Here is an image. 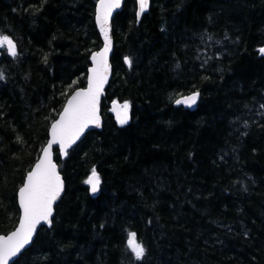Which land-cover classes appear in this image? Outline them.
<instances>
[{
  "label": "trees",
  "instance_id": "16d2710c",
  "mask_svg": "<svg viewBox=\"0 0 264 264\" xmlns=\"http://www.w3.org/2000/svg\"><path fill=\"white\" fill-rule=\"evenodd\" d=\"M98 1L0 0L18 53L0 49V235L18 225L51 124L87 85ZM137 7L113 19L103 128L66 159L55 148L65 194L14 264H264V0H151L141 21ZM193 92L195 109L174 105ZM113 101L130 104L129 123Z\"/></svg>",
  "mask_w": 264,
  "mask_h": 264
},
{
  "label": "snow or ice",
  "instance_id": "6c2138e0",
  "mask_svg": "<svg viewBox=\"0 0 264 264\" xmlns=\"http://www.w3.org/2000/svg\"><path fill=\"white\" fill-rule=\"evenodd\" d=\"M149 4L150 0H139L137 15H142L148 9ZM120 6L121 0H99L97 20L104 36L103 50L92 56L94 67L91 69L88 87L76 91L68 99L59 118L51 124V138L42 150L41 157L33 169L27 173L23 185L19 188L18 197L22 216L19 226L11 234L0 235V264H9L13 257H16L26 245L30 244L37 225L41 222L48 225L52 223L53 205L63 191V180L52 159L53 145H59L61 153L67 155V149L80 138L89 125L99 126L100 124L99 97L110 71L107 60L111 50L109 19L112 11ZM0 49H6L12 57H16L18 54L16 43L8 35H0ZM260 53L264 55V48L260 49ZM125 60L131 67V58H125ZM2 77L3 74L0 73V78ZM198 98L199 92H194L187 96H180L175 99L174 103L192 107L197 103ZM130 107L127 102L122 105L118 103L114 105L113 110L116 111L117 119L121 125L128 123ZM100 182V176L93 168L85 183L90 185L92 193H96L99 190ZM127 246L137 260L143 258L146 250L143 243L138 241L135 232L128 234Z\"/></svg>",
  "mask_w": 264,
  "mask_h": 264
},
{
  "label": "water",
  "instance_id": "95a60500",
  "mask_svg": "<svg viewBox=\"0 0 264 264\" xmlns=\"http://www.w3.org/2000/svg\"><path fill=\"white\" fill-rule=\"evenodd\" d=\"M125 1H126V0H121V6H120L119 8L114 9V10L112 11L111 17H110V19H109V26H110L109 36H110V39H111V50H110V52L108 53L107 60H108V64H109V66H110V71H109L108 76H107V81H106V83L104 84L103 92H102V94H101L100 97H99V118H100V124H99V126H96V125H94V124H93V125H89V127L86 128V129L84 130V132H83V134L80 136V138H79L78 140H76V142H75L70 148L67 149V155H63V154L61 153L60 148H59V145H53V149H52V159H53V161L56 163V165H57V171L59 172V175H60V177H61L62 180H63V191H62V193L60 194V196H59V198L57 199V201H56V202L54 203V205H53V215H52V217H51L52 220H53V217H54V215H55L56 205L61 201V199L63 198V196H64V194H65V190H66V183H65L64 176H63V174L61 173L60 166H59V164L57 163L56 158H55V148H58V150H59V154H60L61 158H62V159H66V158L68 157V153H69L73 148H75V147H76V146H77V145H78V144H79V143L85 138V136L87 135L88 132H90V131H92V130H102V128H103L102 105H103V100H104V98H105V96H106L107 89H108V87H109V85H110V82H111V80H112V77H113L112 56H113V52H114V49H115V41H114V36H113V19H114V17H115V14H116L117 12H120V11L123 9V6H124ZM137 6H138V7H137V13H138V11H139V0H137ZM150 8H151V0H150V4H149L148 9H147L142 15H140V16L137 15V19H138V21H141V19L143 18V15H144L146 12H148V11L150 10ZM98 14H99V1H98V3H97V6H96V12H95V23H96L97 29H98V31H99V33H100V36H101V39H102L103 45H102L101 49L98 50V51H96V52H94V53L92 54V56H93L94 54H96L97 52L102 51V50H103V47H104V43H105L103 33H102L101 30H100V26H99V23H98V20H97V16H98ZM92 56H91V66L89 67V70H88L87 85H86V87L76 89V90L70 95V97H69L68 99H70V98L75 94L76 91L83 90V89H86V88L88 87V82H89V79H90V77H91V69L94 67V61L92 60ZM193 93H194V92H193ZM190 94H192V93H190ZM190 94H187V95H190ZM187 95H184V96H187ZM68 99H67V101H68ZM67 101H66L64 107L67 105ZM198 102H199V98H198V100H197V103H196L194 106H192V107H187V106H184V105H176V104H174V105H175L176 107L183 106V107H185V108H187V109L193 110V109H195V108L197 107ZM116 103L121 104V103L118 102V101H114V102H112V104H111V108H112V113H113V115H114V118H115L116 122H117L118 124H120V123H119V120L117 119V113H116V111L113 110L114 105H115ZM121 105H122V104H121ZM64 107H63V109H64ZM63 109H62V111L60 112V114L63 112ZM60 114H59V115H60ZM59 115H58L57 119L59 118ZM129 116H130V118H129V120H128V123L131 121V115H130V113H129ZM57 119H56V120H57ZM56 120H55V121H56ZM55 121H54V122H55ZM50 129H51V127H50ZM50 138H51V136H50V130H49V140H50ZM49 140H48V142H49ZM48 142H47V143H48ZM46 146H47V144L45 145V147H46ZM45 147H44V148H45ZM41 155H42V153H41ZM41 155H40V157H41ZM40 157H39V158H40ZM38 160H39V159H38ZM37 162H38V161H37ZM37 162H36V163H37ZM36 163H35V164H36ZM33 167H34V166H33ZM32 169H33V168H32ZM32 169H31V170H32ZM100 185H101V182H100ZM18 192H19V191H18ZM90 193H91V195H93V196H98L99 193H100V187H99V190H98L96 193H92V191H91V187H90ZM17 198H18V204H19V208H20V212H21V213H20V218H21V216H22V209H21V207H20L18 194H17ZM20 218H19V221H20ZM51 225H52V223H51ZM51 225H48V224H46V223H44V222H41V224L37 225L36 231H35V233H34V235H33V238H32V241L30 242V244L26 245L25 248L22 249L21 252H20L16 257H13L12 260L9 261V264H14V263L17 261V259H18V258L24 253V251L32 246V244L34 243V241H35V239H36V237H37V234L39 233V231H40V229H41L42 227H44V226H46V227H51ZM18 226H19V222H18V225L16 226V228H17ZM16 228H15V229H16ZM15 229H14V230H15ZM14 230H12V231H14ZM12 231H11V232H12ZM11 232L8 233V234H6V235L11 234Z\"/></svg>",
  "mask_w": 264,
  "mask_h": 264
}]
</instances>
